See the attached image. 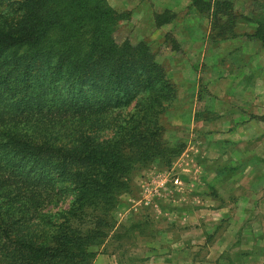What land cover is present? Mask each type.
Listing matches in <instances>:
<instances>
[{
  "label": "trees",
  "instance_id": "trees-1",
  "mask_svg": "<svg viewBox=\"0 0 264 264\" xmlns=\"http://www.w3.org/2000/svg\"><path fill=\"white\" fill-rule=\"evenodd\" d=\"M127 15L107 0H0V264H82L103 235L85 220L113 210L134 168L182 152L162 140L178 86L144 42L115 39Z\"/></svg>",
  "mask_w": 264,
  "mask_h": 264
},
{
  "label": "rangeland",
  "instance_id": "rangeland-1",
  "mask_svg": "<svg viewBox=\"0 0 264 264\" xmlns=\"http://www.w3.org/2000/svg\"><path fill=\"white\" fill-rule=\"evenodd\" d=\"M107 1L130 14L115 39L144 42L178 86L161 117L162 140L183 150L169 166L134 168L113 210L85 220V230L99 224L103 235L82 264H264V44L243 34L264 19V0H222L231 8L217 18L207 5L217 0L199 8L193 0ZM165 12L174 16L168 31L155 23ZM245 126V137L236 134ZM224 240L223 261L206 263L211 245Z\"/></svg>",
  "mask_w": 264,
  "mask_h": 264
},
{
  "label": "crops",
  "instance_id": "crops-1",
  "mask_svg": "<svg viewBox=\"0 0 264 264\" xmlns=\"http://www.w3.org/2000/svg\"><path fill=\"white\" fill-rule=\"evenodd\" d=\"M182 7H187V6H189L190 5V2L188 1V0H186L185 2H183L182 4ZM176 20V19H175ZM253 23V26L251 27V28H249L247 31H243V34H245V33H248L250 36L251 35H253V34H255L254 32L256 31V29H257V23H255V21H253L252 22ZM171 27H173V26H168V24L167 25H165L164 26V28L163 29H165L166 31H168V30H170L171 29ZM165 34L167 33V32H164ZM238 39H239V37H237ZM243 38H244V35H243ZM250 38H252V37H250ZM253 39H255V38H253ZM234 40H236V39H234ZM256 40V39H255ZM253 41V42H256V41ZM239 46H238V52H246V45L245 44H238ZM240 46L242 47V48H240ZM180 49L182 50L181 51V53L183 54V53H188V50L190 49V46H187V44H185V45H183V46H181L180 47ZM248 127L249 126H245V127H239V129H237V132H236V134H240V135H242V136H244V135H246L247 133H248ZM253 134L257 137H259V136H261L262 135V132H261V128H256V127H253ZM230 137V136H229ZM245 137V136H244ZM254 138V137H253ZM180 186H181V184H180ZM179 186V187H180ZM178 186H176V189H179V188H177ZM151 194H152V192H149V194H148V198H150L151 197ZM147 194H145V196H146ZM254 197H256V195L254 194ZM224 210H222L221 211V213H224L223 212ZM243 211V210H242ZM242 211H241V214H242ZM244 212V211H243ZM218 215H220V214H218ZM222 215V214H221ZM212 225V224H211ZM197 229V228H196ZM194 243H197V244H201L202 242H200V241H197V242H194ZM172 244H173V247H175V248H177V249H181V247H182V244H183V242L182 241H178V240H174V241H172ZM212 247V249H210V251H209V255H208V257H207V259H206V263H212V262H217V261H220V262H222L223 261V256H224V254H227V252L229 251V247H230V245H229V242H225V240H224V242L223 241H219V242H217L216 244H214V245H211ZM244 247V243L242 242V243H240L237 247L239 248V247ZM215 259V260H214ZM178 262H181V261H179L178 260V258L176 259Z\"/></svg>",
  "mask_w": 264,
  "mask_h": 264
},
{
  "label": "built area",
  "instance_id": "built-area-1",
  "mask_svg": "<svg viewBox=\"0 0 264 264\" xmlns=\"http://www.w3.org/2000/svg\"><path fill=\"white\" fill-rule=\"evenodd\" d=\"M174 183H175V185H177L179 183V180L178 179H175L174 180Z\"/></svg>",
  "mask_w": 264,
  "mask_h": 264
}]
</instances>
